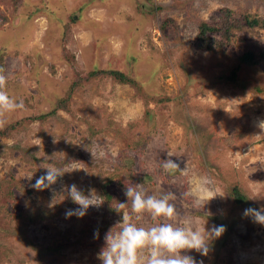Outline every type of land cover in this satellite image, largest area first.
Masks as SVG:
<instances>
[{"label":"rangeland","instance_id":"obj_1","mask_svg":"<svg viewBox=\"0 0 264 264\" xmlns=\"http://www.w3.org/2000/svg\"><path fill=\"white\" fill-rule=\"evenodd\" d=\"M0 16L5 90L24 104L0 129V264H95L123 212L138 226L165 222L136 220L132 185L173 193L182 225L228 230L207 256L181 253L197 264H264V225L243 214L264 207V62L241 61L246 47L264 48V0H0ZM223 20L238 24L230 41L198 45L201 23ZM96 68L122 70L138 88L84 79L68 108L49 113L78 73ZM169 158L180 170L163 169ZM49 167L63 175L34 189ZM72 184L103 203L66 217L79 207ZM233 184L247 207L234 202Z\"/></svg>","mask_w":264,"mask_h":264},{"label":"clouds","instance_id":"obj_2","mask_svg":"<svg viewBox=\"0 0 264 264\" xmlns=\"http://www.w3.org/2000/svg\"><path fill=\"white\" fill-rule=\"evenodd\" d=\"M3 73L4 69L0 68V129L8 123L7 114L24 108L23 102H17L5 90L7 77ZM258 126L264 129V121ZM168 156L171 157L172 154L169 153ZM162 167L166 172L180 170V164L171 158L164 160ZM62 175L60 169L49 167L45 174L36 179L32 187L38 191L49 188ZM67 188L72 202L79 207L68 209L66 217L75 215L82 218L90 207H98L103 203L95 190L90 189L86 195L76 184ZM125 195L127 202L131 203V213L135 214L136 220H141L147 213L153 219L162 218L165 222L151 227L138 226L132 222L129 212H123L122 221L117 224L120 230L113 232L110 229L105 234V246L97 254L102 264H197L194 257L181 253L194 250L207 256L210 241L219 238L226 230L223 225H213L210 229L199 223L193 225L187 222L182 225L177 219L179 213L175 205L170 202L175 199L173 193L160 197L146 195L139 185H132L126 187ZM125 206L126 203H120L121 208ZM243 214L251 217L255 223L264 225V207L259 210L249 207ZM94 236L98 238V231Z\"/></svg>","mask_w":264,"mask_h":264},{"label":"trees","instance_id":"obj_3","mask_svg":"<svg viewBox=\"0 0 264 264\" xmlns=\"http://www.w3.org/2000/svg\"><path fill=\"white\" fill-rule=\"evenodd\" d=\"M225 11H228V10H225ZM5 19H6L5 17L0 16V26L4 23ZM254 22L256 23L257 21L254 20L253 23ZM235 25L237 26L238 24L236 22L230 23V22L224 21V20L221 23H218L216 25L209 24L206 21L202 22L201 25L199 26L200 31L198 34V45H200L201 47H206V48H215V46H220L225 42H229L230 41V33L229 32L232 29V26H235ZM214 31L223 32V34L225 35V40L224 41L223 40L216 41V39H214L213 37H210L208 35L209 33L214 32ZM241 61L246 63L247 65H259V64L263 63L264 62V48L254 49V47H251V46L246 47L245 50L243 51L242 55H241ZM236 70H237V67H236L235 71L232 72L231 76H229V79H233V80L235 79ZM99 75L111 77L113 80H115L117 82L128 83V84L133 85L134 87L138 88V83H137L136 79L133 78L132 76H130L128 73H126L122 70H119V69L96 68L92 71H89V73L85 77H81V75L78 73L76 80L73 81L69 90L67 91V93H66L67 95L60 98L56 107H54V109L49 113H52L59 108H68L69 101L71 99L72 92H73V89L75 88V86H77V84H79V83L84 82L85 81L84 79L90 80V79H92V77L95 78ZM49 113H43L42 117H46L45 114L47 115ZM10 126H15V124H11ZM9 128H11V127H9ZM123 184H125V182H123ZM230 191L232 193L233 200L238 205V207H247L246 206V204H247L246 203V196L244 195L242 189L237 184H233L230 187ZM107 196H108V198H111L110 195H107ZM116 210H118V208H116ZM109 211H111V210H109ZM113 213H116V211L114 212V210L112 209L111 214L114 215ZM120 217L122 218V216H120ZM117 224H118V222L116 224L110 225V228L112 229L113 232L120 230V226ZM227 231L228 230H225L224 233L227 234ZM222 239H227V237H223ZM103 243L104 244L99 246L100 249H102L105 246V240H103ZM95 264H102V262L99 260V261H96Z\"/></svg>","mask_w":264,"mask_h":264}]
</instances>
